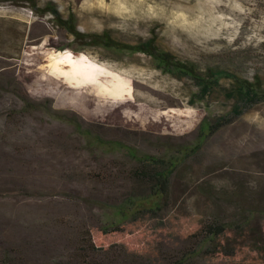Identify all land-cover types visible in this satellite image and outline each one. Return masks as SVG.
Wrapping results in <instances>:
<instances>
[{
    "label": "rangeland",
    "instance_id": "1",
    "mask_svg": "<svg viewBox=\"0 0 264 264\" xmlns=\"http://www.w3.org/2000/svg\"><path fill=\"white\" fill-rule=\"evenodd\" d=\"M47 5L74 14L80 32L109 31L129 44L155 36L204 74L227 71L264 88V0H0V264L5 256L14 264L60 257L76 228L108 219L98 203L115 217L130 195H145L128 177V147L181 158L168 232L187 236L215 214L238 221L258 213L251 226H264V101L206 137L202 128L238 105L225 94L233 78L204 91L145 54L82 47L43 12ZM28 100L74 115L124 148L99 149L44 111L10 114Z\"/></svg>",
    "mask_w": 264,
    "mask_h": 264
},
{
    "label": "trees",
    "instance_id": "2",
    "mask_svg": "<svg viewBox=\"0 0 264 264\" xmlns=\"http://www.w3.org/2000/svg\"><path fill=\"white\" fill-rule=\"evenodd\" d=\"M43 12L49 13L56 24L64 28L82 47H103L118 53L145 54L154 59L161 71L190 77L199 82L204 91L212 89L220 77L233 78L235 85L226 90L225 94L227 98L236 100L238 105L231 116L218 118L202 128L201 133L206 137L232 123L248 108L264 101V88L258 79L251 81L213 68H209L204 74L193 62L179 59L162 49L155 36L138 44H129L116 40L109 31H78L74 14L65 18L53 5H47ZM3 86L6 85L0 80V91L5 90ZM17 111L20 114L44 111L53 120L70 123L99 149H107L113 144L124 148L119 142L108 141L90 128H85L74 115H66L50 106L28 100L21 110L13 109L9 112L16 115ZM124 149H127V153L135 161V165L128 170V177L145 195H130L123 205L116 207V218L109 211L108 204L98 203L101 210L107 211L108 219L98 226L76 228V236L74 239L68 238V248L59 255L61 258L23 264H196L202 257L222 260L228 264H264V226H251L258 213L243 215L238 221H227L215 214L200 219L198 227H194L187 236L168 232L171 222L168 215L171 207V180L181 165V158L175 154L159 157L141 154L129 147ZM99 170L103 176L95 177L101 183L107 181V167ZM258 212L264 214V211ZM165 233L166 238L163 237ZM174 240L176 244L173 245ZM2 261L3 264H14L15 260L5 256Z\"/></svg>",
    "mask_w": 264,
    "mask_h": 264
},
{
    "label": "bare ground",
    "instance_id": "3",
    "mask_svg": "<svg viewBox=\"0 0 264 264\" xmlns=\"http://www.w3.org/2000/svg\"><path fill=\"white\" fill-rule=\"evenodd\" d=\"M127 77V76H126ZM143 86V85H142ZM147 88V87H146ZM152 88V87H151ZM156 94V93H155ZM159 96H160V94H159Z\"/></svg>",
    "mask_w": 264,
    "mask_h": 264
}]
</instances>
